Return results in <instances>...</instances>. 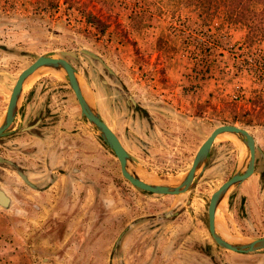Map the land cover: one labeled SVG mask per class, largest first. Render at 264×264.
Listing matches in <instances>:
<instances>
[{
	"label": "rangeland",
	"instance_id": "374dc122",
	"mask_svg": "<svg viewBox=\"0 0 264 264\" xmlns=\"http://www.w3.org/2000/svg\"><path fill=\"white\" fill-rule=\"evenodd\" d=\"M244 3L229 13L175 0H0V118L22 68L73 51L65 58L83 93L146 182L174 185L210 130L244 128L258 149L254 170L221 197L215 224L231 242L261 237L264 12ZM29 77L0 136L5 264H264V250L224 249L207 230L210 194L246 159L234 136L214 138L185 192L141 191L120 175L62 72Z\"/></svg>",
	"mask_w": 264,
	"mask_h": 264
},
{
	"label": "water",
	"instance_id": "95a60500",
	"mask_svg": "<svg viewBox=\"0 0 264 264\" xmlns=\"http://www.w3.org/2000/svg\"><path fill=\"white\" fill-rule=\"evenodd\" d=\"M82 53L98 59L93 53L81 49ZM65 56H75L73 51H59L55 55H39L27 66L22 68L16 75L14 82L9 91L5 110L0 118V136L5 134V129L12 122L16 110L18 99L24 85L25 80L36 69L41 67L53 68L59 70L63 74V78L69 88L71 89L74 98L78 104L80 113L85 117L88 123L96 130L100 139L107 145L117 159L119 171L121 176L127 180L133 187L154 194H179L189 189L193 180L196 177V172L201 168L205 162L209 148L214 138L219 134H231L237 140H239L246 151V159L240 168L235 170L226 180L219 184V186L210 194L207 203V228L216 244L224 249L236 252V253H255L264 250V235L258 238L249 239L242 242H231L219 235L215 230L214 215L216 206L224 195V193L232 186H235L249 177L253 172L254 165V139L249 132L241 127L232 124H222L214 127L208 135L202 140L197 147L189 167L181 177V179L174 185L162 184V183H150L140 179L133 171L128 167V155L122 147L119 139L115 133L105 124L100 118L95 108L89 103L86 95L83 93L79 81L76 76V72L71 64L65 59ZM4 160L0 157V163ZM17 174L22 181L31 185L26 177L17 171ZM8 198L3 191L0 190V206H6Z\"/></svg>",
	"mask_w": 264,
	"mask_h": 264
},
{
	"label": "trees",
	"instance_id": "16d2710c",
	"mask_svg": "<svg viewBox=\"0 0 264 264\" xmlns=\"http://www.w3.org/2000/svg\"><path fill=\"white\" fill-rule=\"evenodd\" d=\"M196 1V2H195ZM251 1V0H175V4H183L185 6H193L195 7L198 5L205 11H213L214 8H217L220 4L224 6L229 13H235V10L245 4L244 2ZM257 1L259 4L262 5L261 12H264V0H253ZM81 14L84 17L85 22L89 23L90 25H94L95 28L100 27L99 22L92 16L89 11H82ZM229 19L231 15H228ZM236 19V17L234 18Z\"/></svg>",
	"mask_w": 264,
	"mask_h": 264
},
{
	"label": "crops",
	"instance_id": "0c3cea01",
	"mask_svg": "<svg viewBox=\"0 0 264 264\" xmlns=\"http://www.w3.org/2000/svg\"><path fill=\"white\" fill-rule=\"evenodd\" d=\"M2 209L4 210H1L0 215V264H5V208L3 207ZM215 225L217 232L224 238L222 231L218 229L217 224Z\"/></svg>",
	"mask_w": 264,
	"mask_h": 264
},
{
	"label": "flooded vegetation",
	"instance_id": "af4514ba",
	"mask_svg": "<svg viewBox=\"0 0 264 264\" xmlns=\"http://www.w3.org/2000/svg\"><path fill=\"white\" fill-rule=\"evenodd\" d=\"M66 59V58H65ZM78 105V104H77ZM18 107V106H17ZM16 113H17V110H16ZM16 113H15V115H16ZM14 118H15V116H14ZM14 118H13V120H14ZM12 120V121H13ZM12 123V122H11ZM11 123L9 124V126L11 125ZM8 126V127H9ZM7 127V128H8ZM7 128L5 129V134L6 133H8V131H7ZM252 136V135H251ZM254 139V138H253ZM210 149V148H209ZM255 150H258L256 147L254 148V153H255ZM255 155V154H254ZM118 168H119V166H118ZM253 170H254V165H253ZM17 172V171H16ZM18 172H20V171H18ZM120 172V171H119ZM22 173V172H21ZM23 174V173H22ZM24 175V174H23ZM121 175V174H120ZM19 176V175H18ZM25 176V175H24ZM26 177V176H25ZM123 178V177H122ZM27 179V178H26ZM127 181V180H126ZM128 182V181H127ZM222 183V182H221ZM31 187L33 186V185H30ZM169 195H172V194H169ZM7 197V196H6ZM8 198V197H7ZM209 200V199H208ZM8 202H9V198H8ZM8 204V203H7ZM206 208H207V206H206ZM216 210V209H215ZM206 219H207V212H206ZM214 225H215V215H214ZM207 230H208V228H207ZM209 232V231H208ZM218 233V232H217ZM210 234V233H209ZM220 235V234H219ZM211 236V235H210ZM221 236V235H220ZM212 238V237H211ZM213 240V239H212ZM213 242L216 244V242L213 240Z\"/></svg>",
	"mask_w": 264,
	"mask_h": 264
},
{
	"label": "bare ground",
	"instance_id": "6f19581e",
	"mask_svg": "<svg viewBox=\"0 0 264 264\" xmlns=\"http://www.w3.org/2000/svg\"><path fill=\"white\" fill-rule=\"evenodd\" d=\"M30 78V77H29ZM176 184V183H175ZM215 230L217 231V229H216V225H215Z\"/></svg>",
	"mask_w": 264,
	"mask_h": 264
}]
</instances>
